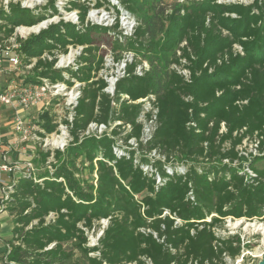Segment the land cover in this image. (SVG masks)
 Masks as SVG:
<instances>
[{
  "label": "trees",
  "instance_id": "obj_1",
  "mask_svg": "<svg viewBox=\"0 0 264 264\" xmlns=\"http://www.w3.org/2000/svg\"><path fill=\"white\" fill-rule=\"evenodd\" d=\"M81 1L69 2L79 25L61 22L22 44L28 59L83 47L78 69L67 70L82 86L73 142L54 155L59 164L35 178L21 177L7 202L14 221L8 261L225 264L226 256L237 258L250 245L215 230L226 220L264 221V169L255 167L264 156L247 162L236 150L245 140L264 136V0H248V5L184 0L171 12L170 0H120L138 26L132 36L117 38L118 23L113 28L89 23L90 6ZM95 1L97 9L108 5L121 14L109 0ZM27 12L19 6L0 11L6 34L45 19ZM111 33L114 59L131 52L138 60L117 82L114 96L98 77L105 59L98 38ZM142 61L150 71L137 75ZM53 66V61H39L36 69H42L41 77L73 85ZM150 96L158 111L157 130L145 149L164 155V162L138 159L128 148L118 156L117 129L100 138H80L90 123L109 128L119 121L116 128L131 126L125 142L139 141L143 114L137 102ZM41 119L48 133L56 130L49 113ZM39 155L46 164L51 154L40 150ZM200 158L217 163H189ZM85 168L95 183L80 177ZM103 219L108 226L98 245L88 246V232Z\"/></svg>",
  "mask_w": 264,
  "mask_h": 264
},
{
  "label": "built area",
  "instance_id": "obj_2",
  "mask_svg": "<svg viewBox=\"0 0 264 264\" xmlns=\"http://www.w3.org/2000/svg\"><path fill=\"white\" fill-rule=\"evenodd\" d=\"M219 2L223 3L222 0H219ZM1 23L2 21L0 19V74L8 76L13 74L14 76L5 86L0 88V107H10L15 111V116L11 120V126L14 134L17 135V139L15 140L4 141L0 133V204L3 210H5L7 202L10 200L19 179L21 177H36V170L33 162L35 152L33 151L32 154H29L26 143H33V145L38 146L40 150L49 152L51 154L47 161V165H49L55 161L54 155L56 152H64L73 142L71 129L73 128L76 116L75 109L81 98L82 84L76 79L71 78L67 70L71 69L76 71L78 69V58L82 54L83 47H69L66 54L53 52V55H50L49 53H44L40 59H28L21 52V48L25 41L23 39H26V36L30 34L19 30L21 27L26 28V26H17L13 33L6 34V29H1ZM135 28L136 23L133 27V33ZM133 33L130 36H132ZM73 50L76 54L72 53ZM57 55H61L58 60L56 58ZM64 55H70L69 59H61ZM73 56L74 58L71 59ZM122 56L121 59H104L103 68L98 74V77L103 78L107 82L108 87L105 89V92L111 96L115 95L117 82L127 75L128 66L138 61L134 59V54L131 52H124ZM39 61H53V69L60 71L65 80H70L73 85L41 77L40 74L42 69H39L38 72H40V74L35 76V69ZM109 62L116 68V71H119L114 77H112L113 75L111 76V80L108 79L106 72ZM62 63H67V67L59 68ZM149 71L150 65L147 61H142L135 67V74L137 75H144ZM183 72H186L187 75L185 76H188L187 71H181L180 73L183 74ZM69 90L72 91L69 92ZM154 100L155 97L150 96L137 102L142 104L143 115L140 117L139 122L142 123L143 129L139 141L135 138L128 141L131 147L138 148L140 144L146 145L153 140L157 130L158 112L157 108L152 104ZM31 109L37 111L36 118H24V116L21 115L22 111H30ZM45 113H49L54 119L53 123L57 124L56 130L52 133H48L42 126L43 121H41V115ZM28 114L29 116L32 115L31 112ZM147 115L150 117H147ZM37 118H39V120H37ZM119 124H122V122H119ZM149 125L154 126L155 130L151 135L152 137L146 140L144 139V134L147 132L146 129ZM126 126L128 130H131L129 124ZM108 129L109 128L104 124L90 123L87 129L80 134V138H100L106 134ZM250 141L251 146L249 151H239V156L244 157L247 162H250L256 157L264 156V136L259 138L256 137ZM114 151L118 156L124 154V152L117 148H114ZM149 154L152 155H150L151 157L157 159L152 160V163L155 161L164 162L166 160L165 156L161 155L156 150H152ZM225 162H228V160H225ZM179 167L183 168V166ZM50 169L52 170L53 168L51 167ZM144 170L146 171L148 168H144ZM245 171L248 174H253L248 168H246ZM101 221L104 223L106 222L108 226V220L103 219ZM177 223L179 222L177 221ZM141 231L145 232L144 230ZM103 232L104 230L101 232L100 237ZM8 263L16 264L10 261ZM146 264H151V262L146 260Z\"/></svg>",
  "mask_w": 264,
  "mask_h": 264
},
{
  "label": "rangeland",
  "instance_id": "obj_3",
  "mask_svg": "<svg viewBox=\"0 0 264 264\" xmlns=\"http://www.w3.org/2000/svg\"><path fill=\"white\" fill-rule=\"evenodd\" d=\"M73 0H0V11H6L10 12L11 9L15 6H19L21 9L27 10V13H31L35 16H38L40 14L45 15V19L38 22L37 24L33 26H26V28L21 27L19 30L23 31L25 33H29L30 35L26 36V39L23 40H28L34 35H39L42 31H47L49 27H52L53 25H57L61 22L65 23H71L75 25H79V20H78V11L75 9L70 10V4L69 2ZM113 5H116V7H119V10L121 11L120 15H117L116 12H114L111 9H108V5L101 8L97 9L94 7L95 5V0H87L84 2V0L81 1V3H87L90 6V11L87 16V21L93 25H99V26H107V27H114L116 23H118L119 28L116 34V38L119 35V33H122L123 35H131L133 33V27L134 24L136 23V27L138 26V21L137 19L129 14V12L126 11L123 5H121L120 0H109ZM183 0H170L167 2V8L168 11L171 12L172 8L176 3H182ZM224 3H242L248 5L250 2L248 0H222ZM53 5V6H51ZM56 10V11H54ZM150 12L149 14H151ZM1 19V18H0ZM1 23V29H6L7 26L5 24V21L2 20ZM1 30V31H2ZM29 31V32H27ZM161 35H158V38ZM97 37V36H96ZM114 38H115V33H111L109 35H103L98 38V46L101 48V53L104 55L105 59H114L116 58V53H114L113 50V43H114ZM73 54H76L74 50L72 51ZM61 55H57L56 58L57 60L60 59ZM70 55H64L61 59H69ZM74 56L71 58L73 59ZM61 67L59 68H65L67 67V63H62L60 64ZM39 69H35V76L39 75L40 72H38ZM107 77L109 80H111L112 77H114L116 74L119 73V71H116V68L111 65V62L108 63L107 65ZM184 75H187L186 72H183ZM113 75V76H112ZM14 75L10 74L5 75V74H0V88L5 86L9 80L12 79ZM112 76V77H111ZM72 90H69L71 92ZM31 112V116H29L28 113ZM61 113V109H60ZM21 115L24 116V118H36L37 116V111L35 109H31L30 111H22ZM1 119H0V127L5 128L4 125H6L8 122H11L12 118L15 116V111L11 109L10 107L6 108V111L3 113H0ZM42 116V115H41ZM10 117V118H8ZM39 120V118H37ZM43 121V120H41ZM9 125V124H8ZM117 125H120L119 122H115L109 127L108 131L106 134H113V129H117L118 135L114 136V139L117 142V149L121 150L124 152L126 148L134 150L135 156L138 159H141L146 157L150 160L149 163H152V160H157L156 158L151 157L152 155L149 154L145 146L143 145L141 148L140 146L138 148L134 147H129L128 142H125L127 134L130 132L128 130L126 125H122L120 128H116ZM155 130V127L152 125H149L146 129V133L144 134V139L149 140L152 136L153 131ZM2 138L4 141H12L17 139V135L14 134L10 129L8 130L7 133L2 134ZM150 143V142H149ZM251 146V141L250 140H245L243 144L239 147L236 148V150L239 152L240 150L243 151H249ZM26 147L28 150L29 154H32L34 151V166L36 170V175H38L39 172L45 171V170H51L50 168L52 164L58 165L59 162H52L49 165L44 164V161L42 157H40L39 152L40 148L36 145H33V143H26ZM136 147V146H135ZM30 151V152H29ZM151 155V156H150ZM263 157V156H262ZM175 162H181L176 156L174 157ZM212 162L217 163V161H210L209 159H204L200 158L196 161H189V163L194 164L195 166L201 165V163L204 164H211ZM53 164V165H54ZM218 165V164H217ZM87 166V165H86ZM85 166V167H86ZM80 167V166H79ZM255 167L258 169H264V158L258 160L255 164ZM82 179L88 180L90 184L94 182L95 175L94 174H89L87 169L83 171V174L80 176ZM95 183V182H94ZM242 222H245L242 224ZM240 220L237 221H231V220H226L224 222L223 227H219L216 232L218 236H229V235H238L242 238L243 240V245L249 244L250 249H247L246 247L242 250V253L239 257L232 259L230 257H225L224 261L225 264H260L262 261V258L259 257L256 253L258 252L262 256L264 255V234L261 231H255L253 228H247V224H264V221H259V220ZM1 223L3 224V227L0 229V235L5 237V238H10L11 233H12V226H13V221L8 220L7 221V216H4L1 218ZM234 224H239L238 226H233ZM107 223L101 221L99 223H96V227L94 230L88 232V246L94 247L98 244L99 237L101 235V232L106 228ZM261 251V252H259Z\"/></svg>",
  "mask_w": 264,
  "mask_h": 264
},
{
  "label": "crops",
  "instance_id": "obj_4",
  "mask_svg": "<svg viewBox=\"0 0 264 264\" xmlns=\"http://www.w3.org/2000/svg\"><path fill=\"white\" fill-rule=\"evenodd\" d=\"M6 111V108L4 107H0V113H3ZM10 118V117H8ZM9 124V125H8ZM5 128H1L0 129V133L4 134L7 133L8 130L10 129L12 131V126H11V122H8L6 125H4ZM13 132V131H12ZM8 141V139H7ZM1 198V196H0ZM7 216V221L8 220H12L13 221V217L9 214V212L5 209L3 210L1 204H0V229L3 227L4 223H1V218L4 216ZM13 229H14V221H13V226H12V233H11V237L10 238H5L3 236L0 235V264H9L8 262V253L10 250V240L13 238Z\"/></svg>",
  "mask_w": 264,
  "mask_h": 264
},
{
  "label": "bare ground",
  "instance_id": "obj_5",
  "mask_svg": "<svg viewBox=\"0 0 264 264\" xmlns=\"http://www.w3.org/2000/svg\"><path fill=\"white\" fill-rule=\"evenodd\" d=\"M242 222V221H241ZM245 222H242V224ZM239 224H234L233 226H238ZM247 228H253L255 231H261L264 234V224H247ZM261 252V251H259ZM259 257H261L262 259L264 258V255L262 256L261 254H259L258 252L256 253Z\"/></svg>",
  "mask_w": 264,
  "mask_h": 264
},
{
  "label": "water",
  "instance_id": "obj_6",
  "mask_svg": "<svg viewBox=\"0 0 264 264\" xmlns=\"http://www.w3.org/2000/svg\"><path fill=\"white\" fill-rule=\"evenodd\" d=\"M260 264H264V258L262 259V261L260 262Z\"/></svg>",
  "mask_w": 264,
  "mask_h": 264
}]
</instances>
